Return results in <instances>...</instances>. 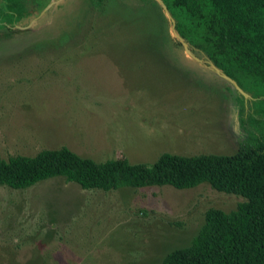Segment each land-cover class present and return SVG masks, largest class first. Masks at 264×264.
I'll use <instances>...</instances> for the list:
<instances>
[{
  "label": "rangeland",
  "instance_id": "1",
  "mask_svg": "<svg viewBox=\"0 0 264 264\" xmlns=\"http://www.w3.org/2000/svg\"><path fill=\"white\" fill-rule=\"evenodd\" d=\"M175 40L157 0H106L102 9L0 0V159L63 147L122 164L235 154L264 128L251 97ZM243 201L208 184L104 192L56 178L0 187V264H162L191 244L208 210Z\"/></svg>",
  "mask_w": 264,
  "mask_h": 264
},
{
  "label": "trees",
  "instance_id": "2",
  "mask_svg": "<svg viewBox=\"0 0 264 264\" xmlns=\"http://www.w3.org/2000/svg\"><path fill=\"white\" fill-rule=\"evenodd\" d=\"M91 1L102 9L106 0ZM162 1L176 31L201 62L207 58L241 87L238 79L247 83L250 107L264 127V0ZM56 178L104 192L166 186L189 190L208 184L242 197L231 212L208 210L191 244L169 253L162 264H264V128L233 155L164 153L151 165L96 162L68 147L0 159V187L26 190Z\"/></svg>",
  "mask_w": 264,
  "mask_h": 264
},
{
  "label": "water",
  "instance_id": "3",
  "mask_svg": "<svg viewBox=\"0 0 264 264\" xmlns=\"http://www.w3.org/2000/svg\"><path fill=\"white\" fill-rule=\"evenodd\" d=\"M157 2L163 7L167 17L172 21L173 23V32L174 35L176 36V38L181 42V44L183 45L185 51L187 54H189L190 56H192L195 60L201 62V60H199V58L193 56L192 52L190 51L188 44L182 39V37H180L179 34H177L176 31V25H175V20L173 19L172 15L170 14L167 6L165 5V3L162 0H157ZM211 67L213 70H215L223 79H225L226 81H228L229 83H231L234 88L237 90L238 93H240L244 98H249L250 95H248L240 86L239 84L233 80L232 78L228 77L227 75H225L223 72H221L216 66H214L212 63H210Z\"/></svg>",
  "mask_w": 264,
  "mask_h": 264
}]
</instances>
